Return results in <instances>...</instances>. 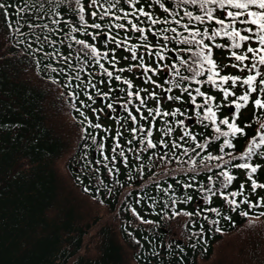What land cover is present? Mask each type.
<instances>
[{
	"label": "trees",
	"instance_id": "obj_1",
	"mask_svg": "<svg viewBox=\"0 0 264 264\" xmlns=\"http://www.w3.org/2000/svg\"><path fill=\"white\" fill-rule=\"evenodd\" d=\"M0 4V264H264L257 6Z\"/></svg>",
	"mask_w": 264,
	"mask_h": 264
},
{
	"label": "snow or ice",
	"instance_id": "obj_2",
	"mask_svg": "<svg viewBox=\"0 0 264 264\" xmlns=\"http://www.w3.org/2000/svg\"><path fill=\"white\" fill-rule=\"evenodd\" d=\"M192 3H195L196 0H191ZM209 2L211 3H217V0H209ZM231 5L233 6L234 8L236 9H243V10H247L249 9L251 6H257L258 9H260V11H250L247 13L248 17H251L250 20L248 19H245L243 22L244 23H251L253 25H257V31L258 33H260V35H258V39L261 43V45H264V0H219V7L220 8H224L225 5ZM4 7L2 4H0V8ZM142 11V10H141ZM5 15H7V13H5ZM93 15H95V13H93ZM144 15L146 16H150L149 13H144ZM188 15H191V13H188ZM207 15L210 19H214V17H212V10H208L207 12ZM227 15L229 17H240L242 15H244L243 12L241 11H236V12H232V11H228L227 12ZM81 19H83V17H81ZM197 20H201L202 18L200 16H197L196 17ZM153 23H156V21H153ZM219 23L221 25H223L225 22L224 20H220ZM95 27H100L99 25H95ZM121 27H123L121 25ZM248 32H252L253 29L252 28H248L247 29ZM220 34V31H217L216 33H214V35H219ZM224 35L226 36H229V37H232L234 40L236 37H239V39L241 41H248L250 40L252 37L250 36H246V35H241L240 32L236 31L235 29L232 31V32H228L227 30H224ZM190 42V41H189ZM80 43H83V41H80ZM202 43V41H201ZM235 47H240V45L238 43L234 44ZM205 47H207V45H205ZM93 51H95V49H93ZM248 51L249 52H258V51H264V48H261L259 50L257 49H253L251 47L248 48ZM233 56H235V58L239 61H243L245 59H247L248 57L246 55H236V53L234 52L233 53ZM208 59V63L211 64L213 66V68L215 67V62L212 61L210 58H207ZM259 62L261 64H264V55H260L259 56ZM253 67H255V65H253ZM109 75H111V73H109ZM216 75H218V73H216ZM257 75H260L259 72H257ZM209 79L211 80L212 77L210 76ZM220 79L224 82V83H227L229 80H231L233 83H235L236 81L240 80V77H229V76H222L220 77ZM256 80V76H248L247 79H245L243 81L244 84L246 85H249V86H252L253 85V82ZM260 83L262 85H264V80H261ZM257 89L255 87H251V91L255 92ZM199 91V90H197ZM262 92H264V88L261 89ZM224 94L225 96L229 95L230 93L228 92V90H224ZM200 95H204L203 93H200ZM249 93H245L243 96L240 97V100L242 101H248L249 99ZM255 105L258 106V107H264V102H262L260 99H257L255 100ZM244 105H241V104H238L237 105V108H240V107H243ZM208 112L210 115L214 116L215 114L212 113V110L209 108L208 109ZM222 123L224 124H228L229 127L233 130V132H242L243 129L239 128L238 126H236L235 124H229V121L227 119L223 120ZM219 131V129H217ZM225 135H227V133H225ZM262 143H264V139H262L261 141ZM154 146V145H153ZM248 152L251 153L252 152V148H249L248 149ZM247 155V153H246ZM241 167H244V168H250L251 169V173H255L257 171V167H253L249 164H244V165H241ZM233 179L232 176H228V181L231 182V180ZM253 183V191L255 190V188L257 187H261V188H264V184H257L255 181L252 182ZM243 187V186H241ZM233 195H242V193H233ZM245 203H248L247 201V198L245 197V200H244ZM230 203H232L233 205L236 204V201L233 200V201H230ZM238 206V205H237ZM250 206H254V205H251ZM244 215H247V213H243ZM262 215H264V213H262Z\"/></svg>",
	"mask_w": 264,
	"mask_h": 264
},
{
	"label": "water",
	"instance_id": "obj_3",
	"mask_svg": "<svg viewBox=\"0 0 264 264\" xmlns=\"http://www.w3.org/2000/svg\"><path fill=\"white\" fill-rule=\"evenodd\" d=\"M232 104L229 106V109H232ZM108 112H109V110H108ZM188 120H191L192 119V117L191 116H188V118H187Z\"/></svg>",
	"mask_w": 264,
	"mask_h": 264
},
{
	"label": "rangeland",
	"instance_id": "obj_4",
	"mask_svg": "<svg viewBox=\"0 0 264 264\" xmlns=\"http://www.w3.org/2000/svg\"><path fill=\"white\" fill-rule=\"evenodd\" d=\"M224 251V250H223Z\"/></svg>",
	"mask_w": 264,
	"mask_h": 264
}]
</instances>
